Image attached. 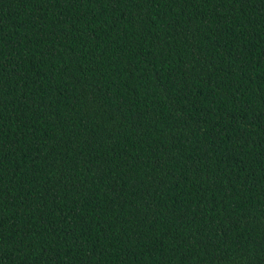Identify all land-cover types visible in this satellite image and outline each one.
Masks as SVG:
<instances>
[{
  "label": "trees",
  "instance_id": "obj_1",
  "mask_svg": "<svg viewBox=\"0 0 264 264\" xmlns=\"http://www.w3.org/2000/svg\"><path fill=\"white\" fill-rule=\"evenodd\" d=\"M0 264H264V0H0Z\"/></svg>",
  "mask_w": 264,
  "mask_h": 264
}]
</instances>
